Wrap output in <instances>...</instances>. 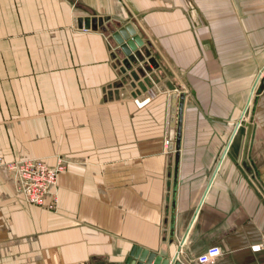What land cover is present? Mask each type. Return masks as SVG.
<instances>
[{"label": "crops", "instance_id": "crops-1", "mask_svg": "<svg viewBox=\"0 0 264 264\" xmlns=\"http://www.w3.org/2000/svg\"><path fill=\"white\" fill-rule=\"evenodd\" d=\"M263 78L264 0H0V156L66 161L53 212L0 168V264H264Z\"/></svg>", "mask_w": 264, "mask_h": 264}, {"label": "built area", "instance_id": "built-area-1", "mask_svg": "<svg viewBox=\"0 0 264 264\" xmlns=\"http://www.w3.org/2000/svg\"><path fill=\"white\" fill-rule=\"evenodd\" d=\"M168 147L169 140H164L163 150L168 151ZM0 168L11 174L15 194L24 202L47 211L56 210L58 204L56 185L59 175L66 169L65 160L58 158L55 164L50 166L43 161L32 159L7 162L0 156ZM259 249L260 247L257 250ZM220 255L218 247H210L197 261L198 264H212Z\"/></svg>", "mask_w": 264, "mask_h": 264}, {"label": "water", "instance_id": "water-1", "mask_svg": "<svg viewBox=\"0 0 264 264\" xmlns=\"http://www.w3.org/2000/svg\"><path fill=\"white\" fill-rule=\"evenodd\" d=\"M114 41L120 46L121 50L126 55H131L132 52H135L137 48L143 45L142 40L136 34L135 30L131 25H126L123 28H120L116 32L112 33ZM260 86L264 87V78L260 81ZM183 99V98H181ZM177 95L171 96V107L169 113V147L168 150H171L173 147V140H174V130L176 124V115H177ZM181 102L178 106V120L177 125L179 128V117L182 111ZM123 264H182L180 261H175L171 263L167 259H163L153 253L141 250L140 248H132L128 257L125 259Z\"/></svg>", "mask_w": 264, "mask_h": 264}, {"label": "bare ground", "instance_id": "bare-ground-1", "mask_svg": "<svg viewBox=\"0 0 264 264\" xmlns=\"http://www.w3.org/2000/svg\"><path fill=\"white\" fill-rule=\"evenodd\" d=\"M258 248H259V246H255L252 249H253V251H256Z\"/></svg>", "mask_w": 264, "mask_h": 264}]
</instances>
